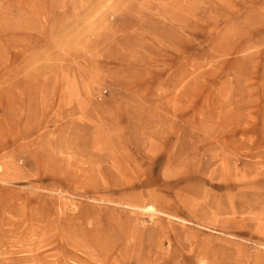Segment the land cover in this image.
I'll return each mask as SVG.
<instances>
[{
  "label": "rangeland",
  "instance_id": "rangeland-1",
  "mask_svg": "<svg viewBox=\"0 0 264 264\" xmlns=\"http://www.w3.org/2000/svg\"><path fill=\"white\" fill-rule=\"evenodd\" d=\"M0 264H264V0H0Z\"/></svg>",
  "mask_w": 264,
  "mask_h": 264
}]
</instances>
